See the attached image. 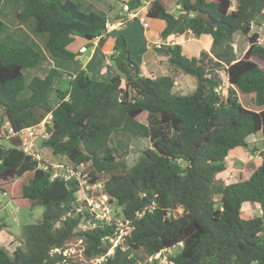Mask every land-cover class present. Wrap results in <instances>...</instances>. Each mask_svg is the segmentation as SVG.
Instances as JSON below:
<instances>
[{
    "label": "trees",
    "instance_id": "1",
    "mask_svg": "<svg viewBox=\"0 0 264 264\" xmlns=\"http://www.w3.org/2000/svg\"><path fill=\"white\" fill-rule=\"evenodd\" d=\"M181 13L171 11L174 3ZM0 0V32L5 27ZM21 22L35 17L34 29L48 32L55 57L73 60L77 37L90 47L97 36L102 46L107 16L84 11L76 0H21ZM142 0L131 2L139 7ZM152 0L151 19L164 21L160 36L189 32L210 35L212 50L189 57L181 43L154 48L175 69L196 78L190 93L175 90L172 74L145 75L119 33L111 60L116 70L109 80L94 78L90 66L76 74L51 67L27 84L25 69L37 66L42 53L30 44L0 42V123L16 131L39 124L52 114L43 145L76 167L90 164V182L104 180L103 190L132 227L114 251L117 223L96 220L78 200L80 183L38 166L18 142L0 145V188L32 172L22 198L44 207L43 218L25 228L24 242L13 253L0 243V264H78L64 254L70 240L80 237L87 258L105 256L103 264H162L156 255L182 244L166 264H264V150L261 164L246 178L224 182L231 150L248 147V137L262 132L264 143V44L253 27L264 21V0ZM128 20L125 22V24ZM247 34L249 47L241 58L233 48L235 33ZM221 71L228 77L227 96L220 93ZM70 76V77H67ZM68 81L65 90L56 87ZM31 94L23 96L26 88ZM255 93L246 107L238 92ZM57 101L53 102L52 94ZM147 114V122L142 117ZM126 136L146 137L151 146L132 166L118 157ZM117 138L116 146L112 139ZM102 190V191H103ZM260 206L252 218L242 216L245 204ZM86 223V227L84 224ZM6 223L0 218V231Z\"/></svg>",
    "mask_w": 264,
    "mask_h": 264
},
{
    "label": "rangeland",
    "instance_id": "2",
    "mask_svg": "<svg viewBox=\"0 0 264 264\" xmlns=\"http://www.w3.org/2000/svg\"><path fill=\"white\" fill-rule=\"evenodd\" d=\"M82 2V0H80ZM237 0H233L232 9L236 8ZM120 3L115 4V8H121ZM123 7V6H122ZM3 9V20L5 22L4 29L0 32V42H8L12 45H24L30 44L35 46L37 50H39L43 58L41 62L35 66L25 69V76L27 84L30 80L36 75H44L48 72L49 68L56 67L50 58L54 60V57L50 50L48 49L47 42L41 46L42 38L49 34L48 32H38L34 29V21L35 17H31L27 21L21 22L18 18V11L21 9V1L20 0H3L2 4ZM123 10V8H121ZM171 10L175 14H180L181 9L180 6L175 2L171 7ZM114 12L110 13L111 16ZM118 16H120V11L117 9ZM262 24H256L253 28L254 31H261V35L264 38V21H261ZM19 24L23 25L20 26ZM155 26H150L149 28H145L143 23L139 18L132 19L125 27L119 28L116 35L119 33H124L128 38L129 47L132 51L133 57L139 62L143 72L145 75H161V73L172 74L176 79V88L175 90L180 93H190L192 92L197 85V80L195 77L184 74V72L177 74L174 70H169V62L166 63H158L156 61V55L153 52L154 48L160 45L165 44H174V43H183L184 44V52L187 55L199 54V48L202 44L197 41L195 38H198L193 33L189 32L183 35H174L170 38L164 39L162 36L158 35L156 38L158 42L150 41L152 35L155 32ZM35 38H39V41L33 42ZM42 39V40H41ZM76 39H81L85 42V40L81 37H77ZM184 40V42H182ZM40 42V44H37ZM162 42V43H161ZM86 43V42H85ZM75 45V41L71 44L70 48ZM233 48L236 53L237 58H241L249 47V41L247 34L242 31L235 33L233 40ZM213 41L210 45H208V49L212 50ZM53 56L49 57L47 51ZM155 51V50H154ZM113 53V52H112ZM109 57L111 59V54ZM90 52L85 54H81L82 58L80 60L81 63H84L86 58ZM57 58V59H56ZM55 60H59L58 57H55ZM69 64L68 71L74 72L73 67H78L80 70V65L78 62H70V61H62ZM113 62V61H112ZM60 62L58 61V64ZM57 64V65H58ZM114 64V63H113ZM114 70H116L115 65ZM82 69V68H81ZM77 70V71H79ZM178 70V69H175ZM115 74V72H114ZM113 74V75H114ZM92 75V74H91ZM112 74L109 76L111 78ZM68 77V76H67ZM108 78V77H107ZM106 78V79H107ZM221 78L223 80L219 91L222 95L227 96L228 90L230 88V83L228 81V77L224 71H221ZM56 87L61 88L63 90L69 87L68 81H64V79H60L56 82ZM31 94V89L26 88L23 92V96H27ZM238 96L243 105L248 108L260 110L263 107L257 106L254 102L255 93H242L238 92ZM56 93L52 94L53 102L57 101ZM143 121L147 122V114L142 117ZM126 140L124 141L125 148H117L118 157L124 159L127 162L128 166H132L135 164L142 152L151 146V142L146 137H133L126 136ZM13 143L18 142L17 139L14 140H3L1 142V146H12ZM249 146L248 147H237L229 153L226 164L227 169L218 175L224 182L228 183L233 180H237L240 178L248 177L255 168L251 166V162L255 164V167H258L261 164V152L264 150L263 143V133L258 132L252 134L248 137ZM118 143L117 138L112 139V145L116 146ZM16 144V143H15ZM39 148L43 149V154L46 156L47 161L53 164L62 163L68 164L70 163L68 159L61 155H56L52 153L50 148L43 145V141H39ZM72 164V163H70ZM88 166H81L80 170L85 177H88V181H90L89 176V168ZM32 176V172H28L23 176L19 177L16 181L6 186L4 189L0 188V218L6 223V226L0 231V243L6 249L13 253V251L18 247L22 246L21 244L24 242V232L25 228L29 224L38 223L43 218L44 207L42 205H36L34 203H30V201L26 198H22V187L26 184L30 177ZM104 180H99L94 183V186H88L87 184H82V190L78 193V197L82 200L85 199V196H92L97 198V200H104V202L111 203V211L108 214L109 218L119 217L121 218L119 213L122 212L121 207L117 205L115 201L110 202V197L106 194L102 188ZM103 190V191H102ZM100 198V199H99ZM262 212L260 206L252 203L245 204L242 211V216L244 218H252L259 215ZM86 227V223L84 224ZM67 250H65L64 254L67 257L72 258L78 264H103L98 261L96 258H87L84 254L85 251V243L82 238L75 237L68 242ZM182 250V244H178L170 249L163 251L161 254L156 255V258L162 262V264H166L168 258L170 256H174L178 254Z\"/></svg>",
    "mask_w": 264,
    "mask_h": 264
},
{
    "label": "built area",
    "instance_id": "3",
    "mask_svg": "<svg viewBox=\"0 0 264 264\" xmlns=\"http://www.w3.org/2000/svg\"><path fill=\"white\" fill-rule=\"evenodd\" d=\"M135 0H127L123 3V15L116 21H112L111 19H107L106 27L103 32V36L108 35L114 29L119 28L124 25L127 20H132L135 18H139L143 23L145 28L150 26L149 20L150 17L147 15V10L150 6L152 0H143L140 8L132 9L131 2ZM101 36H97L95 40L100 39ZM259 44H264V38L262 35L258 40ZM88 47L82 46L80 48L81 51H86ZM52 114H48L42 122L39 124L25 127L20 131H16L11 125L10 121H6L4 124L0 123V145L3 140H12L14 137L19 139L20 148L29 156H31L34 160L38 162V166L46 171H52L53 178L64 176L65 180L76 179L80 183V190H82V184H87L88 186H94L93 183L88 181V177H85L80 167H76L73 164H62L57 163L53 164L47 161L45 154L43 153V149L39 148V141L44 140L49 137V129L48 127L52 124ZM44 154V155H43ZM78 192V193H79ZM100 199V198H99ZM80 202H83V206L88 209L90 214L96 220L106 221L111 223L113 220L117 223L118 236L114 241V245L112 249L107 253L111 254L114 251V247L117 245L119 240L130 233L132 227L130 226L129 221H124L122 218L114 217L109 218L111 203L104 202V200L94 198L92 196H85V199L82 200L78 197ZM98 261L102 262L105 259V256L96 258Z\"/></svg>",
    "mask_w": 264,
    "mask_h": 264
},
{
    "label": "crops",
    "instance_id": "4",
    "mask_svg": "<svg viewBox=\"0 0 264 264\" xmlns=\"http://www.w3.org/2000/svg\"><path fill=\"white\" fill-rule=\"evenodd\" d=\"M76 1L81 4V8L84 11H96V12H99L101 14L106 15L107 18H109V19H111V16L109 14L112 13V12H114L113 15H112V19L111 20L112 21H116L119 18H121V16L123 15V10H121V8H123L122 7L123 6V3L125 1H127V0H82V2L80 0H76ZM116 2L117 3H120V5H121L120 6L121 7L120 9L118 7L117 8L114 7L115 4H116ZM21 6H22V3H21ZM140 6L139 7H136V8H140ZM136 8H134V9H136ZM117 9L121 13L120 16H118ZM3 16H4V14H3ZM130 21L131 20H128V22L126 24H128ZM149 23H150V26H152V25L155 26L154 27L155 28V32L152 35V38H150V41L152 40V42H158V40L156 38L158 37V35H160V31L163 29V27L165 25L164 24V21H162L160 19H151L150 18ZM126 24L120 26L119 28L125 27ZM19 25L20 26H23L21 24H19ZM34 26H35V21H34ZM119 28L114 29L111 33H109L108 34L109 35L108 37H106L107 35L104 36V37H106V39H105V42H104V44L102 46L99 45V40L100 39L94 40L92 46L88 47V49L86 51H84V52L81 51L80 48L82 46H85V42L86 41L84 42L81 39H76L75 40V45L73 46V48L71 47V50L74 51V52H77V53L79 52V55H77L76 58L73 59V60H67V59H63V58H59V57H58L59 60H57V61L55 60V57H54V60L52 58H50V59L55 64L56 68L61 69L62 71L66 72L69 75L70 74H76L78 72L77 70H79V69H78V67H75L74 66L73 67V71L74 72H69L68 71L69 64L68 63H65V62H62L63 60L64 61H70V62H78V64L80 65V67H79L80 69L81 68H86L87 66H90V69L89 70H90V72H91V74H92V76L94 78L99 79V80H109L110 79L109 76L111 74L113 75L114 72H115L114 66H113L114 64H113L112 60L110 59L109 54L113 52V46H114L115 38L117 36L116 33L118 32ZM122 29H124V28H122ZM258 32H261V31H258ZM172 36H174V35H172ZM48 38H49V34H47L46 36H44L42 38L43 40L41 39L42 40L41 41V46L44 44L45 41L46 42L48 41ZM195 39L202 44V46L198 47L199 48V54H200V51L202 49L209 50L207 47L213 41L212 37L210 35H207V34H203L200 37L195 38ZM36 41H39V38H35L33 40V42H36ZM182 42H184V40ZM179 43H181V42H179ZM37 44H40V42H37ZM181 44L183 45V52H184V44L183 43H181ZM46 51H47V54H48L49 57H53L50 54L51 52L49 53L47 49H46ZM87 52H90V54L88 55V57L86 58V60L84 61V63H81L80 62V60L82 58V55L81 54H85ZM153 52L155 53L154 50H153ZM184 54H186V53L184 52ZM199 54H194V55H190V56L187 55V54L186 55L189 56V57H192V56H197ZM155 55H156V61H158V63H162V64L164 62L168 63L167 57L161 56V55H157L156 53H155ZM58 61L60 62L59 64H58ZM169 65L170 64H168V66ZM51 66L53 67L54 65H51ZM169 70H174V72H176L177 74H180L182 72L180 70H175V68L173 66H171V65L169 66ZM162 74H166V73H161V75ZM44 75H40V76H44ZM149 76H156V75L155 74L153 75V73L151 72V75H149ZM68 77H70V76H68Z\"/></svg>",
    "mask_w": 264,
    "mask_h": 264
},
{
    "label": "clouds",
    "instance_id": "5",
    "mask_svg": "<svg viewBox=\"0 0 264 264\" xmlns=\"http://www.w3.org/2000/svg\"><path fill=\"white\" fill-rule=\"evenodd\" d=\"M109 19V18H108Z\"/></svg>",
    "mask_w": 264,
    "mask_h": 264
}]
</instances>
